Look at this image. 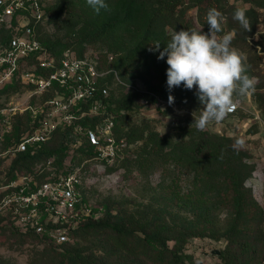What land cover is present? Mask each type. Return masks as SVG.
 Listing matches in <instances>:
<instances>
[{
  "label": "rangeland",
  "instance_id": "1",
  "mask_svg": "<svg viewBox=\"0 0 264 264\" xmlns=\"http://www.w3.org/2000/svg\"><path fill=\"white\" fill-rule=\"evenodd\" d=\"M61 1L44 0L48 9H52ZM65 1L68 5H64L61 19L45 24L41 36L47 41L57 43V51L69 48L77 56L96 53L101 72L99 82L108 85V100L112 105L123 96L132 94V107L126 113L136 121H151L162 134H171L179 124L194 123L193 113L196 112L194 115L199 117V110L202 108L196 95L180 100L174 99L171 105L168 99L153 102L151 96H154V93L145 80V75H149L156 83L162 73L167 71L166 62H155L150 49L157 44L162 47L163 44L170 42L174 33L170 25L159 22L157 31L146 38L136 57L128 62V65H123L117 74H112L118 62L125 57L127 50L134 47L138 38L143 36L141 30L143 20H137L135 13L129 14L125 11L126 0H105L108 8L101 9L99 13H96L86 0ZM220 3L226 19L222 24L223 34L219 35L234 32L235 38L239 33L237 44L232 41V47L236 48L243 57L248 67L247 74L256 79V85L250 94L234 95L237 105L235 111L230 112L221 122L210 123L207 128L233 138L236 143L239 142L242 149L247 151L246 158L241 164L243 169L251 171L246 185L252 188L264 211V0H220ZM179 8L177 15L185 12L187 18L194 21L198 30L203 28L197 8L192 6V0H180ZM237 8H243L248 12L246 16L251 26L249 31L233 19ZM138 9L140 12L144 11L141 7ZM251 11L257 13V20L252 18ZM122 18L125 20L120 24L121 26L114 33L100 40L89 39L86 34L98 23ZM254 25L255 31L250 33ZM147 64L150 65V69L145 72ZM30 91V87L23 84L16 82L6 84L0 87V106L8 104L23 106L27 102L38 104L41 99L31 95ZM107 111L113 115L115 125L118 126L121 122L118 112H113L110 108ZM121 113H125V110ZM7 116L10 117L12 125L11 128H7L6 125L0 127V181L7 182L15 171L34 174L38 182H42L53 175L59 177L72 169H79L83 197L87 205L96 210L97 217H103L109 207L114 211L117 209L144 211L156 207L153 202L164 192L160 187L161 183L171 181L172 174L167 169L164 171L157 169L148 176L137 172L127 176L123 168H117L112 172L107 170L109 165H119L130 151L125 144L120 143L119 157L116 161L110 163L97 159L99 149L89 136L92 124L88 122L87 126H84L80 118L61 127L67 131L65 136L62 133H54L50 139L33 148L38 150L45 144L54 147L63 145L66 147L64 151L48 159L36 161L31 166H15L19 154L14 152V147L22 136L31 132L32 118L29 112H18L14 115L8 113ZM89 117V120L93 119L94 122L102 119V115ZM17 127L19 131L16 130ZM4 129L7 130L2 132ZM38 169L43 170L42 174H36ZM179 179L178 189L182 193L191 189L192 174L182 173ZM230 206V197L227 196L225 203H220L215 210L221 228L226 225L230 217ZM6 217L5 214L0 215V264H56L54 251L64 252L62 248L64 244L54 242L47 235L42 238L25 236L11 227L5 221ZM217 234L216 238L208 236L191 238L186 245V251L202 264H223L220 254L214 253L213 250L222 252L231 241L222 230ZM257 237L260 255L255 264H264V217L258 226ZM69 242L88 255L93 264H124L122 257L103 249L105 244L98 235L74 234L70 236Z\"/></svg>",
  "mask_w": 264,
  "mask_h": 264
},
{
  "label": "trees",
  "instance_id": "2",
  "mask_svg": "<svg viewBox=\"0 0 264 264\" xmlns=\"http://www.w3.org/2000/svg\"><path fill=\"white\" fill-rule=\"evenodd\" d=\"M64 5H68L65 0L54 5L52 9H48L46 5L48 20L45 24L61 19ZM179 5L180 0H126L125 11L129 14L135 13L137 20H143L141 22L143 36L138 38L134 47L127 50L125 57L118 62L112 74H117L123 65H128V62L136 57L146 38L157 31L159 22L170 25L174 32L182 29L209 32V25L206 22L208 10L216 8L224 13L220 0H192V6L197 8L203 25V28L198 30L194 21L187 18L185 12L177 15L180 11ZM138 7L144 11L140 12ZM250 15L257 20L255 11H251ZM124 20L125 18L103 21L86 34L89 39L100 40L114 33ZM45 24L38 28V37L55 55H58L64 49L57 51V43L47 41L41 36ZM254 31L255 25L250 33ZM220 34H223V30ZM238 34L233 38L235 44L239 39ZM166 45L163 44L160 51H163ZM151 55L155 62L167 60V56L163 60L157 58L159 51L152 50ZM147 61L149 63V60ZM149 69L150 65L147 64L145 72ZM145 80L154 93V96H151L153 102L167 100L169 95L177 100L196 95L195 87L188 90L183 84L169 91L166 71L156 83L149 75H145ZM131 98L132 94L125 95L114 105L107 99L108 108L118 112L120 116L121 122L114 128L115 136L118 142L123 140L125 147L130 151L119 165H109L107 170L112 172L117 168H123L127 176L136 172L148 176L157 169L163 171L167 169L172 174L171 181L161 183L160 187L164 192L153 202L156 207L144 211L127 209L114 211L109 207L103 217L86 218L70 236L74 234L100 236L105 244L103 249L122 257L124 264H202L186 251L188 241L193 237L216 238L217 233L222 230L231 241L229 246L219 253L223 264H255L260 255L257 232L264 211L252 188L246 185L251 171L243 169L241 164L246 158L247 151L233 138L220 135L208 128L197 130L195 124L192 126L179 124L171 134H162L151 121H136L126 113L132 107ZM124 110L125 113H121ZM89 119L87 115L79 120L84 126L91 122L93 128L96 122ZM16 130L19 131V127ZM54 133H62L65 136L67 131L59 127ZM65 149L63 145L54 147L47 144L34 151L33 148H29L18 153L15 166H31L36 161L53 157ZM182 173L193 176L190 182L191 189L185 193L178 189ZM227 196L230 197L231 213L226 225L221 228L215 210L220 203H225ZM22 234L37 238L46 236L34 232ZM60 244H64L62 248L65 251H54L56 264H93L90 257L72 245L69 240Z\"/></svg>",
  "mask_w": 264,
  "mask_h": 264
},
{
  "label": "built area",
  "instance_id": "3",
  "mask_svg": "<svg viewBox=\"0 0 264 264\" xmlns=\"http://www.w3.org/2000/svg\"><path fill=\"white\" fill-rule=\"evenodd\" d=\"M47 20L44 0H0V87L23 84L41 99L36 105L0 106V127L11 128L8 113L29 112L33 126L14 147L19 153L37 148L74 119L102 115L89 136L99 149L97 159L112 163L119 157L120 143H125L118 142L114 117L107 111L109 87L99 82V57L77 56L69 48L55 55L37 34ZM81 184L79 169L42 182L34 174L15 171L7 182L0 181V215H7L5 221L22 233L66 242L86 218L97 217L84 200Z\"/></svg>",
  "mask_w": 264,
  "mask_h": 264
},
{
  "label": "clouds",
  "instance_id": "4",
  "mask_svg": "<svg viewBox=\"0 0 264 264\" xmlns=\"http://www.w3.org/2000/svg\"><path fill=\"white\" fill-rule=\"evenodd\" d=\"M86 2L96 13L108 8L105 0ZM225 19L219 10L211 8L206 14L208 33L182 29L173 33L163 51H160L159 44L150 49L159 51V60L167 56L166 75L169 91L181 84L188 90L196 88L202 108L199 110V117L194 115L196 112L193 113V124L201 131L212 122L223 121L237 106L234 95L250 94L256 85V79L247 74L248 67L243 57L232 47L234 32L219 35ZM233 19L246 31L250 30V21L245 9L237 8ZM173 102L174 97L169 95L168 103L171 105Z\"/></svg>",
  "mask_w": 264,
  "mask_h": 264
},
{
  "label": "water",
  "instance_id": "5",
  "mask_svg": "<svg viewBox=\"0 0 264 264\" xmlns=\"http://www.w3.org/2000/svg\"><path fill=\"white\" fill-rule=\"evenodd\" d=\"M213 252H214V253H217V254H219V253H220V251H219V250H217V249L213 250Z\"/></svg>",
  "mask_w": 264,
  "mask_h": 264
}]
</instances>
